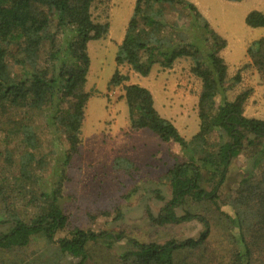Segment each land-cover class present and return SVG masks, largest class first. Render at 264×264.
<instances>
[{
	"label": "trees",
	"instance_id": "1",
	"mask_svg": "<svg viewBox=\"0 0 264 264\" xmlns=\"http://www.w3.org/2000/svg\"><path fill=\"white\" fill-rule=\"evenodd\" d=\"M95 1L0 0V227L7 225L0 228V264H62L64 255L73 264H264V119L244 115L252 90L231 94L240 68L228 76L219 55L225 39L189 0H135L114 60L143 76L154 64L191 62L201 87L198 129L189 139L157 112L145 87L125 84L121 98L130 130H151L178 144L183 157L163 174L171 197L151 221L196 222L200 229L180 241L142 242L67 228L60 198L90 95L87 43L105 38L110 25L92 18ZM244 22L264 27V12L251 10ZM245 53L243 67L255 69L264 84V37ZM127 78L116 68L108 88ZM239 155L250 165L231 188L228 176ZM112 166L137 170L124 156Z\"/></svg>",
	"mask_w": 264,
	"mask_h": 264
},
{
	"label": "rangeland",
	"instance_id": "2",
	"mask_svg": "<svg viewBox=\"0 0 264 264\" xmlns=\"http://www.w3.org/2000/svg\"><path fill=\"white\" fill-rule=\"evenodd\" d=\"M134 1L96 0L92 5V18L109 21L110 25L105 38L87 43L90 63L84 89L90 95L85 106L80 146L66 169L60 204L68 229L108 230L142 242L180 241L195 234L200 225L191 222L160 226L150 219L171 197L168 182L162 176L182 160L180 146L161 140L147 128L130 130L128 109L121 94L125 84L145 87L153 95L158 112L172 122L182 137L189 139L198 129L196 103L201 84L190 74L191 62L184 58L176 60L169 70L154 64L146 76L132 71L126 64L116 65L115 54ZM196 1L210 27L226 41L219 55L227 65L228 76L240 68L241 80L231 94L250 88L252 92L245 103L244 115L264 119V84L255 69L243 67L249 61L245 54L247 47L264 37V27H248L244 18L251 10L264 12V0ZM116 68L128 78L119 86L108 88ZM38 118L42 120L36 115L35 119ZM49 139L48 136L43 139L44 150L50 145ZM117 156L133 161L137 170L126 173L114 169L112 161ZM249 165V159L243 155L233 161L229 187L235 186ZM50 177H47L49 181ZM222 209L230 212L226 206ZM74 261L73 257L64 255L61 263L73 264Z\"/></svg>",
	"mask_w": 264,
	"mask_h": 264
},
{
	"label": "crops",
	"instance_id": "3",
	"mask_svg": "<svg viewBox=\"0 0 264 264\" xmlns=\"http://www.w3.org/2000/svg\"><path fill=\"white\" fill-rule=\"evenodd\" d=\"M192 2L197 6V8L200 10V8H199V6H198V4H197V1L196 0H192ZM246 54V53H245ZM170 68H166V70H169ZM153 96V95H152ZM198 97V96H197ZM249 98H250V96H249ZM249 98L247 99V100H249ZM153 100H154V106H155V108H156V104H155V99L153 98ZM247 102V101H246ZM156 110H157V108H156ZM157 112H158V110H157ZM159 113V112H158ZM160 114V113H159ZM161 115V114H160ZM162 116V115H161ZM163 117V116H162ZM141 130V129H140Z\"/></svg>",
	"mask_w": 264,
	"mask_h": 264
}]
</instances>
